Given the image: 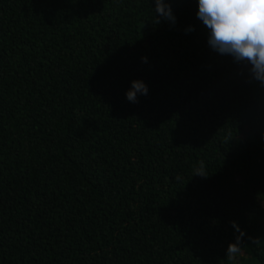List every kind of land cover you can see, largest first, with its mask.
I'll list each match as a JSON object with an SVG mask.
<instances>
[{
	"label": "trees",
	"instance_id": "obj_1",
	"mask_svg": "<svg viewBox=\"0 0 264 264\" xmlns=\"http://www.w3.org/2000/svg\"><path fill=\"white\" fill-rule=\"evenodd\" d=\"M170 3L0 0V264H264V84Z\"/></svg>",
	"mask_w": 264,
	"mask_h": 264
},
{
	"label": "clouds",
	"instance_id": "obj_2",
	"mask_svg": "<svg viewBox=\"0 0 264 264\" xmlns=\"http://www.w3.org/2000/svg\"><path fill=\"white\" fill-rule=\"evenodd\" d=\"M197 18L208 30V45L212 50L231 56L248 68L255 81L264 84V0H197ZM157 22L160 18L176 23L170 0H152ZM189 27L186 31H193ZM147 62V57L143 58ZM143 80H133L126 91L129 102H138V96L148 95ZM193 176L207 177L203 162L194 169ZM192 176V177H193ZM238 243L230 244L227 255L238 252Z\"/></svg>",
	"mask_w": 264,
	"mask_h": 264
}]
</instances>
